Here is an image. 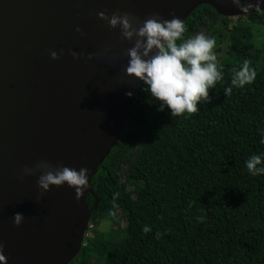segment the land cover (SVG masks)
Returning a JSON list of instances; mask_svg holds the SVG:
<instances>
[{
	"label": "water",
	"instance_id": "95a60500",
	"mask_svg": "<svg viewBox=\"0 0 264 264\" xmlns=\"http://www.w3.org/2000/svg\"><path fill=\"white\" fill-rule=\"evenodd\" d=\"M202 5L223 18L264 12V0L244 12L232 0H0V264H70L99 206L92 181L118 144L142 83L124 72L131 44L96 13L185 22ZM41 160L89 170L79 199L67 185L41 192L39 173L20 178L23 167ZM14 213L24 216L19 227Z\"/></svg>",
	"mask_w": 264,
	"mask_h": 264
},
{
	"label": "trees",
	"instance_id": "16d2710c",
	"mask_svg": "<svg viewBox=\"0 0 264 264\" xmlns=\"http://www.w3.org/2000/svg\"><path fill=\"white\" fill-rule=\"evenodd\" d=\"M221 18L202 5L184 22L185 36L210 31ZM247 19L264 26V12ZM235 30V52L252 50L250 28ZM222 65V81L195 113L159 111L142 85L118 144L92 181L99 206L91 223L115 221L122 208L127 240L93 231L70 264H90L96 255L110 264H264V175L252 176L244 165L264 151L258 134L264 89L243 95L232 87L225 96L234 68ZM94 202L89 197L88 207ZM145 224L150 233L141 231Z\"/></svg>",
	"mask_w": 264,
	"mask_h": 264
},
{
	"label": "clouds",
	"instance_id": "9594fccd",
	"mask_svg": "<svg viewBox=\"0 0 264 264\" xmlns=\"http://www.w3.org/2000/svg\"><path fill=\"white\" fill-rule=\"evenodd\" d=\"M241 12L255 8L259 10L260 0L256 4L246 0H232ZM109 28L119 29L122 40L131 44L126 49L127 63L125 74L142 83V91L150 100L158 102V110L170 111L172 116L184 113H195L198 106L209 99V91L217 82L222 81L223 65L218 64L214 51L215 39L203 31L185 36L184 22L177 16L164 19L158 13H153L141 20L129 12H117L111 15L104 11L96 13ZM75 31L81 36L84 33L79 27ZM53 60L59 59L56 51H50ZM74 59L80 56L71 52ZM87 59L91 60L89 54ZM256 78L255 68L247 60L233 69L230 87L224 89V95L231 93L232 87L243 88ZM126 95L131 96L128 92ZM259 143L264 145V127L258 129ZM244 165L252 176L264 175V151L253 153ZM89 170L85 167L70 168L63 165H52L46 160L38 161L33 166L21 169L20 178L39 173L37 185L41 192H47L53 186H64L74 189L76 198L87 186ZM201 220L202 217H197ZM24 221L22 213L13 214V223L19 227ZM141 231L150 233L151 228L145 224ZM157 237L159 233L157 232ZM3 246L0 245V252Z\"/></svg>",
	"mask_w": 264,
	"mask_h": 264
},
{
	"label": "rangeland",
	"instance_id": "374dc122",
	"mask_svg": "<svg viewBox=\"0 0 264 264\" xmlns=\"http://www.w3.org/2000/svg\"><path fill=\"white\" fill-rule=\"evenodd\" d=\"M224 19L222 17L214 29L210 31L207 30V27L202 29L206 35H210L215 39L214 51L217 54L218 64L229 63L233 65L234 69H238L243 61L247 60L249 65L255 68L256 78L251 84L241 88V93L246 95L264 89V26L251 25L247 17L227 18L229 25L225 24ZM241 24L250 28L254 36L251 40L253 49L244 51L239 55L234 50L231 38L236 31L235 28ZM127 173L128 168L125 169V175ZM130 190L134 191V188L130 187ZM137 199L141 203L144 202L143 198L137 197ZM113 217L115 221L103 219L95 222L94 234L97 237L114 234L120 242L125 243L127 240L126 234L124 233L127 227L126 213L122 208H119L113 214ZM90 264H110V260H102V258L96 255L90 259Z\"/></svg>",
	"mask_w": 264,
	"mask_h": 264
},
{
	"label": "built area",
	"instance_id": "2783aa9c",
	"mask_svg": "<svg viewBox=\"0 0 264 264\" xmlns=\"http://www.w3.org/2000/svg\"><path fill=\"white\" fill-rule=\"evenodd\" d=\"M95 227H94V224L90 223L89 224V228H88V231L86 232V235H85V241L89 238V237H92L93 236V231H94ZM84 241V243H85Z\"/></svg>",
	"mask_w": 264,
	"mask_h": 264
}]
</instances>
